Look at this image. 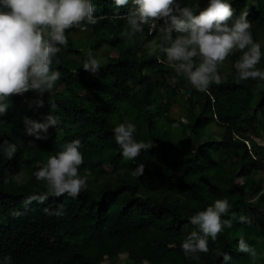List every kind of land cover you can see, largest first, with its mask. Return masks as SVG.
<instances>
[{
	"label": "trees",
	"instance_id": "trees-1",
	"mask_svg": "<svg viewBox=\"0 0 264 264\" xmlns=\"http://www.w3.org/2000/svg\"><path fill=\"white\" fill-rule=\"evenodd\" d=\"M95 2L94 15L103 18L66 29L68 46L53 61L61 78L51 94L44 93V104L32 102L37 93L31 90L12 94L0 116V143L17 145L11 158L0 154V258L10 255L11 264H221L217 253L223 250L228 264H253L236 248L243 236L257 252L255 264H264V240L258 243L264 239V191L254 199L249 190V178L264 166V82L238 81L236 53L219 66L222 83L199 92L177 76L164 53L153 54L149 44L163 43L162 34L146 25L129 39L113 0ZM179 2L198 4L197 11L207 5ZM230 2L234 16L247 9L253 38L258 41V31L264 38V0ZM132 6L130 0L119 12ZM83 25L84 36L76 35ZM89 51L101 62L96 74L82 66ZM52 113L62 122L45 138L26 133L25 117L43 121ZM127 120L137 126L136 139L154 142L135 161L123 158L112 131ZM76 138L87 188L76 198L49 196L25 207L27 196L46 191L34 172ZM141 162L144 174L133 176ZM16 173L24 183L15 182ZM220 198L229 201L224 218L232 226L215 241L209 238L208 253L185 256L181 242L194 230L189 217ZM58 207L61 216L45 211Z\"/></svg>",
	"mask_w": 264,
	"mask_h": 264
},
{
	"label": "clouds",
	"instance_id": "clouds-1",
	"mask_svg": "<svg viewBox=\"0 0 264 264\" xmlns=\"http://www.w3.org/2000/svg\"><path fill=\"white\" fill-rule=\"evenodd\" d=\"M113 3L114 15L128 26L122 34L131 39L142 33L146 25L150 33L162 34L163 43L149 44L153 54L164 53L177 76L185 77L195 90L207 93L213 83H222L219 66L236 53L239 56L234 68L238 81L264 82V67L260 66L264 45L253 38L247 9L234 16L230 0H207V5L198 11V4L181 6L179 0H131L133 6L124 14L119 8L129 5L130 0H113ZM96 11L95 0H0V116L8 109L12 94L31 90L37 93L32 102L38 106L44 104V93L51 94L61 78L53 61L62 48L68 46L66 29L84 23L95 25L103 18L94 15ZM161 20L162 23H157ZM173 30L178 33L175 38ZM82 66L96 74L101 62L89 51ZM61 122L53 113L43 121L24 118L26 133L38 139L45 138L49 127L57 128ZM136 130L137 126L131 120L120 122L112 129L126 160L135 161L142 151L153 146L154 142L136 139ZM80 148L81 140L76 138L48 156L34 172L36 180L45 183L46 191L27 196L25 207L33 201L43 203L49 196L67 194L76 198L87 188L88 177L79 171L84 160ZM16 151V144L0 143V154L6 159ZM144 171L145 164L141 162L132 170V175L140 177ZM13 179L17 184L24 183L22 173H16ZM229 209V201L220 198L189 217L194 230L181 242L185 256L198 258L199 253L209 252V238L215 241L218 234L232 226L231 220L224 218ZM45 211L56 216L64 214L60 207ZM239 220L252 223L247 216H240ZM236 248L247 253L255 264L257 252L243 236L239 237ZM217 255L223 256L221 264H228L231 259L223 250ZM11 262L10 255L0 258V264Z\"/></svg>",
	"mask_w": 264,
	"mask_h": 264
},
{
	"label": "rangeland",
	"instance_id": "rangeland-1",
	"mask_svg": "<svg viewBox=\"0 0 264 264\" xmlns=\"http://www.w3.org/2000/svg\"><path fill=\"white\" fill-rule=\"evenodd\" d=\"M86 27H87L86 25H83V27H81V29L76 33V35L84 36L85 31H83V29H85ZM257 34H258V41H260L262 43V45H264V38H263L261 32L258 31ZM102 50L107 51L110 49L108 46L104 45ZM114 53L115 52H111V55H114ZM177 108H178V106H176V109L174 111V115L179 114V110ZM180 109H182L181 106H180ZM211 130L216 132V133H220V131H221V129L217 125H212ZM249 187H250V189H249L250 193H252V197L254 199L257 198V196L259 195L260 192L264 191V166L263 165L260 166L258 170L254 171V173L249 178ZM257 236H258V234H257ZM255 237H256V235H255ZM263 240L264 239L261 236H259V239H258L259 245H263ZM105 264H109V262L106 261Z\"/></svg>",
	"mask_w": 264,
	"mask_h": 264
},
{
	"label": "built area",
	"instance_id": "built-area-1",
	"mask_svg": "<svg viewBox=\"0 0 264 264\" xmlns=\"http://www.w3.org/2000/svg\"><path fill=\"white\" fill-rule=\"evenodd\" d=\"M162 22V20L161 21H157V23H161ZM151 32H153V31H151Z\"/></svg>",
	"mask_w": 264,
	"mask_h": 264
}]
</instances>
